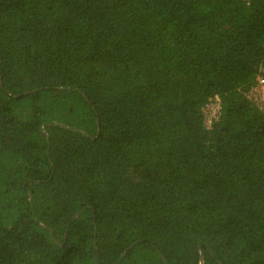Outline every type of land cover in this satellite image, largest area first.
I'll use <instances>...</instances> for the list:
<instances>
[{"label": "trees", "instance_id": "trees-1", "mask_svg": "<svg viewBox=\"0 0 264 264\" xmlns=\"http://www.w3.org/2000/svg\"><path fill=\"white\" fill-rule=\"evenodd\" d=\"M261 83L264 0H0V264H264Z\"/></svg>", "mask_w": 264, "mask_h": 264}, {"label": "rangeland", "instance_id": "rangeland-1", "mask_svg": "<svg viewBox=\"0 0 264 264\" xmlns=\"http://www.w3.org/2000/svg\"><path fill=\"white\" fill-rule=\"evenodd\" d=\"M264 84V83H263ZM251 98L257 102V104H259L260 106L264 105V85H260L258 86L251 94H250ZM216 106H210L209 111L207 110L206 114H207V123L211 122V118H213V112L215 110ZM214 109V110H213Z\"/></svg>", "mask_w": 264, "mask_h": 264}, {"label": "built area", "instance_id": "built-area-1", "mask_svg": "<svg viewBox=\"0 0 264 264\" xmlns=\"http://www.w3.org/2000/svg\"><path fill=\"white\" fill-rule=\"evenodd\" d=\"M260 85H264L263 83H261Z\"/></svg>", "mask_w": 264, "mask_h": 264}]
</instances>
